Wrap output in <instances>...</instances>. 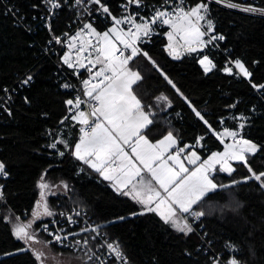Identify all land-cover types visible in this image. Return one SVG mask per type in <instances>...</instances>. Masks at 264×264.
I'll list each match as a JSON object with an SVG mask.
<instances>
[{
	"label": "trees",
	"instance_id": "16d2710c",
	"mask_svg": "<svg viewBox=\"0 0 264 264\" xmlns=\"http://www.w3.org/2000/svg\"><path fill=\"white\" fill-rule=\"evenodd\" d=\"M185 1L191 7L207 5L201 29L223 37L221 51L208 43L203 53H185L174 61L166 54L165 37L139 48L140 54L129 61V67L142 76L133 85L134 94L144 110L152 112L153 123L145 134L157 141L171 132L177 148L189 151L194 146L204 158L222 148L214 133L240 130L244 140L257 146L255 153L246 156L248 167L256 174L264 173V87H259L264 85V18L206 0ZM232 1L264 8V0ZM59 2L58 16L43 27L41 0H0V97L11 95L8 108L3 111L0 107V163L5 166V176L0 177L5 202L0 200V264H39L13 233L20 225L16 216L31 223V228L39 224L33 219L41 202L39 184L51 181L65 186V193L48 197L53 215L71 208L86 210L132 264H211L214 254H220L222 260L233 257L238 264H264V188L249 178L252 173L244 163L232 164L231 174L215 172L211 176L217 185L231 187L218 188L193 206L204 215L196 224L197 233L185 235L116 193L73 157L70 149L79 126L72 125L71 134L67 130L74 115L67 110L70 98L59 90L61 72L55 57L43 49L71 22L70 4ZM109 5L115 11L114 2ZM105 30L102 27L99 32ZM204 40L208 41L206 35ZM223 50L234 62L241 61L250 75L245 77L235 69L232 75L226 74ZM203 54L215 65L207 73L199 63ZM27 74L32 82L20 85ZM160 96L167 100L159 101ZM245 178H249L247 182ZM51 246L55 252L66 253Z\"/></svg>",
	"mask_w": 264,
	"mask_h": 264
},
{
	"label": "snow or ice",
	"instance_id": "6c2138e0",
	"mask_svg": "<svg viewBox=\"0 0 264 264\" xmlns=\"http://www.w3.org/2000/svg\"><path fill=\"white\" fill-rule=\"evenodd\" d=\"M89 2L99 5L102 12L110 15L108 7L103 5L101 0H89ZM183 2L184 0H180V4L171 12L157 9L150 22L141 18L143 22L136 23L132 16H128L124 20L114 18V26L104 33H98L91 24H85L84 28L87 29L88 36L93 37L95 43L92 39H83L82 31L77 32L75 37L70 38L69 43L71 51L76 48L75 41L81 40L80 47L77 49L76 64H73L68 54L64 56V63L69 68H84L85 64L80 54L88 51L89 48L96 53L94 60L88 59V64L91 65L88 68L91 74L90 78L83 81L84 96L95 101V105H89L91 111L85 113L80 110L81 104L84 103L80 97H77L75 101H66L70 110H76L72 119L81 125L88 126L87 130L84 127L80 129L82 135L75 145L73 154L98 172L105 180L112 181V186L118 194L130 196L142 205L145 211L156 213L165 223H170L178 232L187 235L192 231V228L187 223L178 222V212L188 213L196 218L203 216L204 212L193 211V206L201 202L208 193L214 192L218 188L231 187V185H217L210 178L209 173L219 165L220 171L231 174L234 169L229 165L230 160L242 161L245 167H248L245 153H255L257 146L244 139H235L239 135L235 131L225 130L223 133H214L222 144L224 137H232L233 143L225 144L224 152L212 153L208 159L190 170L180 159L184 148L178 149L175 154L169 151L177 144L171 132L156 143H151L147 138L145 130L153 123V120L150 119L152 112H146L141 100L134 94L133 85L140 81L142 76L138 71H133L129 67V61L140 54V49L136 44L141 36H148L151 25L158 21L168 25L172 31L167 34L169 45L166 51H169L173 59H179L181 48L185 52H196L198 48L211 43L212 39H216V37H211L208 41L202 39L207 33L201 31L200 22L205 20V15L202 13L207 12V5L198 3L185 10L181 7ZM76 3L80 4L81 0H76ZM128 3L140 6V0H128ZM226 6L237 7L232 3H228ZM52 7L58 8L59 4L52 3ZM241 10L246 12L261 11L255 8ZM125 22L131 25L127 31L118 27ZM211 31L212 25L209 22L208 32ZM219 39L222 40L223 37L221 36ZM117 41L123 48L117 46ZM179 41H183V44H180ZM57 42L60 41L57 40ZM124 50H130L131 54L125 55ZM91 55L92 53L89 52V57ZM144 55L147 56L146 53ZM200 64L205 73L211 71L215 66L206 55L200 60ZM97 65H100L99 69L93 72ZM234 66L243 76L250 75L241 61H235ZM224 71L228 75L233 73V69L227 66ZM28 79L30 80L31 77ZM165 79L168 78L165 76ZM168 83L172 84V81L168 80ZM172 86L175 88L174 84ZM253 87L257 86L253 85ZM259 87H264V85ZM177 91L179 92L178 89ZM157 99L159 101L167 100L164 96ZM189 106L191 107V105ZM193 111L197 117L203 119V116L195 108ZM91 117L95 119L91 120ZM197 143L199 144V140ZM183 159L187 160L188 164L195 165L200 157L193 151L189 155H185ZM4 168L5 166L0 163V174H4ZM248 171L252 173L249 178L260 182V187L264 188V173L256 174L251 167H248ZM249 178H245L244 182H247ZM48 187L45 183L39 184L41 202H38L37 210L33 212V219L40 215H53L48 210L47 204L42 203L45 199L44 190ZM39 209H43V212L41 213ZM30 227L31 223L18 225L14 228L13 234L18 240L36 243L35 235L27 230ZM44 228L47 231V225ZM92 231H96V229L93 228ZM49 235L52 233L49 232ZM64 239L67 237L65 236ZM54 241L60 243L61 237L55 236ZM76 243L80 244V241ZM84 246H87V240L84 241ZM107 248L117 260L121 259L122 253L118 245L108 243ZM33 255L39 264H44L46 255L43 251L33 250ZM124 264H127V261ZM229 264H238V261L232 259Z\"/></svg>",
	"mask_w": 264,
	"mask_h": 264
},
{
	"label": "built area",
	"instance_id": "2783aa9c",
	"mask_svg": "<svg viewBox=\"0 0 264 264\" xmlns=\"http://www.w3.org/2000/svg\"><path fill=\"white\" fill-rule=\"evenodd\" d=\"M210 3L215 4L221 8H225L230 11H238L239 13L262 17L264 18V8L243 4L238 2H232L229 0H208ZM45 4L47 10V17L44 19V15H41V22H45L49 24L54 21L59 12L60 8H53L52 3H57V0H42ZM66 3H70V8L73 13L71 23H68L66 32L60 34L57 39L53 42H47L45 47L43 48L46 55H50L51 57H55L56 60V68L59 72H61V76L59 78V90L67 93L69 95V100L75 101L77 97H80L84 103L81 104V111L90 112L91 109L89 105H95V101L90 100L88 97L84 96V88L83 81L90 78V73L88 68L91 67L88 64V59H95L96 53L93 49L89 48L88 51L81 53V57L83 58V62L85 64L84 68L73 67L69 68L67 64L64 63V56L66 54L70 55L71 61L73 64H76L77 57V49L80 47L81 40L77 39L75 41L76 48H73L71 51L69 50L70 38L75 37L77 32H83V39H92L93 43H95V39L93 37H89L87 34V29L84 28L85 24H91L92 27L100 33V28H105L108 30L111 26H114V18L119 20H124L128 16H132L135 19L136 23H142L143 20L151 21V18L155 15L157 9L162 11L171 12L173 8H175L178 4H180V0H140V6L137 7L135 3L129 4L128 0H101V3L108 7L109 14H106L100 10V6L97 4H91L89 0H81L80 4L76 3V0H65ZM115 4V11H112L110 7V3ZM228 3H232L237 5V7H228L226 6ZM185 10L190 8L189 4L184 0L183 4H181ZM243 8H255L261 11L255 12H246L242 11ZM143 18V20L141 19ZM118 27L127 31L131 28V25L127 22L122 23ZM168 25H164L162 22L158 21L156 24L151 25V31L148 36H141V39L137 42V46L139 48L149 46L153 43V41L160 37H165V31ZM207 39L209 40L211 37H216V39H212L211 43L212 48L214 47L216 50L221 51L219 43L221 39L220 35H211L206 34ZM57 40L60 42L58 43ZM55 44L57 47H55ZM117 46L123 48L122 45L117 42ZM214 49V50H215ZM59 50V51H57ZM125 55H130L129 50H124ZM227 50H223L224 57V66L235 69L234 60L227 55ZM89 52L92 53L91 57H89ZM100 65H97L96 68L93 69V72L99 69ZM238 71V70H237ZM31 75H25L20 81V85L28 86L32 82V77L29 80L28 78ZM27 81V83H25ZM67 85V87H66ZM11 95L6 93L4 97H0V107L5 111L10 103ZM68 113L75 109H69L67 106ZM86 130L88 126L84 127ZM239 135L235 138L238 139L241 134L240 130L236 131ZM233 141V138H232ZM180 148L175 149V153ZM182 154V153H181ZM180 154V155H181ZM4 174H0V177H4ZM0 200L2 204L5 202L1 199V190H0ZM193 211H196L193 209ZM20 225H26L27 223L20 218V216H16ZM179 218L183 223H187L191 226L192 231L197 233L196 224L200 221V217L196 218L188 213H180ZM47 225V231H45L44 226ZM95 228L96 231H92ZM87 229V230H85ZM29 233L36 235L37 233H41L42 235L48 237L50 243L54 246V248L59 250L69 251L75 255H80L87 264H124L127 261V264H132L128 258L125 256L123 251L120 249L122 253L121 259L117 260L115 256L111 255L108 251L107 244L112 243L117 245V243L110 239V237L106 234L104 230H102L95 222L91 219L90 215L86 210L82 208H71L69 210H64L58 212V214L52 215L47 219L40 222V226L37 230L32 231L31 228L27 229ZM49 232L52 235H49ZM55 236L61 237V242L56 243L54 241ZM67 239H64V237ZM87 240V246H84V241ZM80 241V244L76 242ZM234 259L230 257L226 260H222L220 254L213 255L211 264H229V261Z\"/></svg>",
	"mask_w": 264,
	"mask_h": 264
},
{
	"label": "crops",
	"instance_id": "0c3cea01",
	"mask_svg": "<svg viewBox=\"0 0 264 264\" xmlns=\"http://www.w3.org/2000/svg\"><path fill=\"white\" fill-rule=\"evenodd\" d=\"M169 28V27H168ZM168 28H167V31H166V35H165V38L167 39V34L169 33V30H168ZM167 47H168V40H167ZM205 47V46H204ZM180 51H181V54H185V51H183V49L181 48L180 49ZM91 120H94L92 117L90 118ZM77 124L78 122L77 121H75V120H73V119H71V123L67 126V130H70V134L72 133L71 132V130H72V125H74V124ZM229 131H237V130H229ZM224 132V131H223ZM223 132H221V133H223ZM217 137V136H216ZM225 138H230V137H225ZM77 139H78V137H77ZM77 139L75 140V142H74V144H73V146L71 147V153L73 154L74 153V149H73V147H74V145L75 144H77ZM161 139H163V138H161ZM161 139H159V140H161ZM239 139H243L242 137H240V138H238V140ZM159 140H157V141H159ZM150 141V140H149ZM157 141H150L151 143H156ZM220 141V140H219ZM225 141V143H221V145H222V148L220 149V150H218V151H213V152H211L208 156H205L204 158L203 157H201L199 154H198V152H197V150H194L195 149V147L194 146H192L193 148H192V150H189V151H184L181 155H180V159L183 161V163H184V165H185V167H187V168H189L190 170H192V169H194L195 167H197L201 162H203L206 158L208 159V157L209 156H211V154L212 153H214V152H220V153H222V152H224V146H225V144L226 143H230L231 141H228V140H224ZM199 142H200V140H199ZM176 147L177 146H175V147H173V148H171V149H169V151L171 152V153H173V154H175V149H176ZM201 146L198 144V146H197V148H200ZM191 151H195L196 152V154L200 157V160H198L197 161V163L195 164V165H192V164H188V162H187V160H184L183 158H184V156L185 155H189L190 153H191ZM246 155V154H245ZM75 156V155H74ZM246 157V156H245ZM75 158H76V156H75ZM77 159V158H76ZM78 161H80V162H82V163H84L82 160H79V159H77ZM235 162H237V161H234V160H230L229 161V165L232 167V164H234ZM169 163H171V161H169ZM89 169H91L92 171H94L92 168H90L86 163H84ZM216 169H218V167L216 168ZM216 169H215V171H216ZM214 171V170H213ZM212 171V172H213ZM95 173H97L98 174V176L102 179V180H104L107 184H109L110 186H111V188L114 190V188H113V186H112V181H109V180H105L98 172H96V171H94ZM212 176V175H211ZM115 191V190H114ZM116 193H117V191H115ZM123 195V194H122ZM124 196H126V197H128L129 199H131L132 201H134L130 196H128V195H124ZM137 205H139L141 208H143L144 209V207L142 206V205H140L139 203H137L136 201H134ZM39 211L42 213L43 212V209H39ZM154 213V212H153ZM156 214V213H155ZM179 212H178V222H182L181 221V219L179 218ZM157 215V214H156ZM158 216V215H157ZM48 216H45V215H40L38 218H36L37 220H38V222L36 223V224H38V223H40L39 222V220H41V219H45V218H47ZM159 217V216H158ZM160 218V217H159ZM161 219V218H160ZM162 220V219H161ZM163 221V220H162ZM164 222V221H163ZM165 223V222H164ZM167 225H169L170 227H172L173 229H175L170 223H166ZM176 230V229H175ZM37 240V242L36 243H32V242H25V241H22L23 242V244H24V246L26 247V248H28L29 250H31V252H33V250H37V251H43L44 253H45V255H46V259L48 260V261H50V259L52 260V262H54V261H57V263L56 264H62L61 263V261H58V260H56L55 258L56 257H58L57 255H64V253H61V252H55L54 251V249L52 248V246H51V244L49 243V241L45 238V237H41V239H36ZM68 256H70V255H68ZM72 257H74L73 259L74 260H78L79 262H80V264H87L85 261H84V259L82 258V257H80V256H77V255H71ZM71 260V259H70ZM46 263H47V261H46Z\"/></svg>",
	"mask_w": 264,
	"mask_h": 264
},
{
	"label": "rangeland",
	"instance_id": "374dc122",
	"mask_svg": "<svg viewBox=\"0 0 264 264\" xmlns=\"http://www.w3.org/2000/svg\"><path fill=\"white\" fill-rule=\"evenodd\" d=\"M207 2H209L210 3V1H208V0H206ZM229 1H232V0H229ZM232 2H235V1H232ZM190 8H191V6H190ZM236 12H238V11H236ZM239 13V12H238ZM203 14V13H202ZM201 23V26H203V21H201L200 22ZM111 27H113V26H111ZM110 27V28H111ZM169 27V26H168ZM120 28V27H119ZM168 30H169V32L170 31H172V29L169 27L168 28ZM106 31H108V30H105V31H103L102 33H104V32H106ZM201 31H202V29H201ZM113 39H115L114 37H113ZM203 40H204V37L202 38ZM167 40H168V37H167ZM177 40H178V37H177ZM205 41V40H204ZM179 43L180 44H183V41H179ZM168 45H169V40H168ZM209 44L207 43V44H205L204 46L205 47H207ZM137 46V45H136ZM210 46H212V44H210ZM138 47V46H137ZM139 48V47H138ZM130 51V50H129ZM204 52V51H203ZM203 52H201V53H203ZM131 54V53H130ZM196 54H199V53H196ZM205 56V54H203L201 57H200V60L203 58ZM207 56V55H206ZM210 60H211V58L209 57V56H207ZM200 60H199V63H200ZM212 61V60H211ZM201 65V64H200ZM202 67V66H201ZM204 69V68H203ZM238 70V69H237ZM134 71V70H133ZM239 71V70H238ZM73 113H75V112H73ZM85 113H88V111H86ZM93 119H95L94 117H92ZM78 124V126H79V130H78V139H77V143L79 142V140H80V137H81V135H82V133H81V131H80V129L82 128V127H85V125H81V124H79V123H77ZM241 137V136H240ZM239 137V138H240ZM224 140H228V141H231L232 140V137H230V138H225L224 137ZM238 140V139H237ZM224 143H225V141H224ZM233 143V141H231L230 143L228 142V143H226V144H232ZM76 145V144H75ZM75 145H74V147H73V149H74V151H75ZM177 148V147H176ZM191 152H193V151H191ZM246 155L245 156H247V155H251V154H253V153H245ZM73 155V157L75 158V156H74V154H72ZM246 158V157H245ZM76 159V158H75ZM207 159V158H206ZM205 159V160H206ZM234 161H236V160H234ZM235 163H244V162H242V161H237V162H235ZM218 167V169H216ZM216 171H215V169H214V171L213 172H210L209 173V176H210V178H211V175H213L215 172H220V173H223V174H229V173H227V172H222V171H220V166L219 165H217L216 166ZM49 187L48 188H46L45 190H44V192H45V199H44V201H43V203H46L47 204V207H48V210L49 211H51L50 210V208H49V206H48V197L49 196H57V195H60V194H63V193H65V186H63V182H61V181H59V182H47L46 183ZM2 199V198H1ZM3 200V199H2ZM4 201V200H3ZM52 213H54V211L52 212ZM58 214V213H57ZM46 216V215H45ZM44 219V218H43ZM46 219V218H45ZM61 253H64V255H57L58 257H56L55 259L56 260H58V261H61V263L62 264H80V262L78 261V260H74L73 258L74 257H72L71 255L73 254V253H71V252H68V253H65V252H61ZM68 255H70V256H68ZM78 256H80V255H78ZM71 259V260H70ZM46 261H47V263H46ZM86 262V261H85ZM57 263V261H54V262H52V260L50 259V261H48L47 259H45L44 260V264H56Z\"/></svg>",
	"mask_w": 264,
	"mask_h": 264
},
{
	"label": "bare ground",
	"instance_id": "6f19581e",
	"mask_svg": "<svg viewBox=\"0 0 264 264\" xmlns=\"http://www.w3.org/2000/svg\"><path fill=\"white\" fill-rule=\"evenodd\" d=\"M60 0H57V4H59V8L61 9V5H62V3H60L59 2ZM63 3L64 4H70V3H66L65 2V0H63ZM41 4H43V6H44V8H45V13H43V15H44V19H46V17H47V10H46V7H45V4L42 2V0H41ZM53 20H55V19H53ZM73 21V19H71V22ZM70 22V23H71ZM49 26V22L48 23H45V22H43V27H48ZM66 32V31H65ZM64 33V32H63ZM62 34V33H61ZM60 35V34H59ZM58 35V36H59ZM55 39H57V38H55ZM55 39H53V41L55 40ZM52 41V42H53ZM118 42V41H117ZM116 42V43H117ZM55 47H57V45L55 44ZM76 110H73V111H71L70 113H73V112H75ZM63 123V122H62ZM40 226V223L36 226V227H34V228H31V230L32 231H35V230H37L38 229V227ZM35 237H36V239H41V237H43V235L41 234V233H37L36 235H35ZM69 252V251H68ZM66 253H67V251H66ZM75 255V254H74Z\"/></svg>",
	"mask_w": 264,
	"mask_h": 264
},
{
	"label": "water",
	"instance_id": "95a60500",
	"mask_svg": "<svg viewBox=\"0 0 264 264\" xmlns=\"http://www.w3.org/2000/svg\"><path fill=\"white\" fill-rule=\"evenodd\" d=\"M205 50V47H201V48H198L196 52H185V53H188V54H196V53H201ZM166 54L168 55V57L171 59V60H174V61H177V60H181L183 58V54L180 55L179 59H173V57L169 54V51H166Z\"/></svg>",
	"mask_w": 264,
	"mask_h": 264
}]
</instances>
